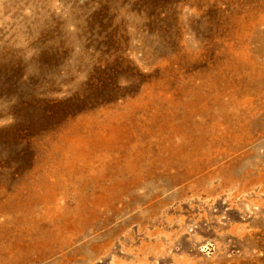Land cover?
Listing matches in <instances>:
<instances>
[{
    "label": "rangeland",
    "instance_id": "374dc122",
    "mask_svg": "<svg viewBox=\"0 0 264 264\" xmlns=\"http://www.w3.org/2000/svg\"><path fill=\"white\" fill-rule=\"evenodd\" d=\"M0 264H264V0H0Z\"/></svg>",
    "mask_w": 264,
    "mask_h": 264
}]
</instances>
